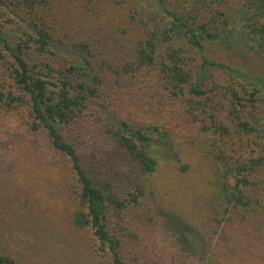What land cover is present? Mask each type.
<instances>
[{
    "label": "trees",
    "instance_id": "16d2710c",
    "mask_svg": "<svg viewBox=\"0 0 264 264\" xmlns=\"http://www.w3.org/2000/svg\"><path fill=\"white\" fill-rule=\"evenodd\" d=\"M205 1L0 0V112L45 139L38 170L0 162V191L20 205L10 211L0 192V264L18 262L16 231L35 235L38 194L91 232L101 264H264V76L204 51L213 42L264 57V0H210L214 27L198 13ZM153 88L170 127L134 115ZM173 104L196 121L189 134ZM175 137L211 167L193 187L208 191L201 211L165 202L152 180L176 164Z\"/></svg>",
    "mask_w": 264,
    "mask_h": 264
},
{
    "label": "rangeland",
    "instance_id": "374dc122",
    "mask_svg": "<svg viewBox=\"0 0 264 264\" xmlns=\"http://www.w3.org/2000/svg\"><path fill=\"white\" fill-rule=\"evenodd\" d=\"M164 2L165 6L170 8L183 4L187 7L186 9H190L194 4V0H164ZM205 2L207 5L202 6L198 13H201L202 18H205V21L214 27L215 15L213 10L215 9V5L210 4V0ZM232 8L231 6L229 13L232 12ZM15 21L13 28L8 32L11 41H15L22 30L21 24L23 19L17 16L15 17ZM204 45L205 54L210 59L236 67L254 77L264 76L263 56L256 55L254 52L242 49L241 47L225 48L213 42L204 43ZM153 90L154 96H151L150 91L146 90L144 99H142L143 103H139L136 106L134 115L144 120V122H157L170 127L174 123L170 122L172 120L171 117L166 116L168 104L161 102L160 93L154 88ZM171 106L175 111V119L179 121L176 128L179 129L180 133L189 134V130H186V127H191V124L196 123V121L182 114L181 109L177 105L173 104ZM21 125L19 119L17 120L11 117V115H4L3 112H0V162L2 160H4L2 164L9 162L12 168L18 166L21 168L20 171L23 172L34 171L33 169L38 170L39 167L35 163L41 159V156L44 159L45 139L43 136H38L37 138H32L31 141L23 133ZM194 127L195 131H197L200 126ZM197 137L204 138L199 133H197ZM29 142H32V144H29ZM174 143V152L178 153V157L174 156L173 159L176 164L188 165L187 171H180L179 166H175V164L161 170L152 177V180L156 185L163 184L161 195L165 202H176L180 206L179 210H181V206L188 207L189 201L195 200L197 203L189 208L194 212L201 211L203 209V200L209 198L208 191L206 189V192L198 191L195 194L193 187L194 185L197 187L198 185L206 184V181L212 177L211 167L205 165L203 160L194 151L187 148L188 145L185 144L184 139L182 141L181 138L175 137ZM24 153H26L27 159L23 160ZM19 158L26 164L18 163ZM18 167L16 168L18 169ZM20 171L17 173L20 174ZM3 186L4 189L0 192L7 198L5 202L6 206L4 207L16 212L17 208H20L17 202L18 199L14 201L9 191L6 190L7 185L3 184ZM45 187L49 188V183H46ZM188 187H190V190H182V188ZM14 189L20 193V187H14ZM52 195L57 196L54 192ZM35 198L37 201L34 203L33 207L35 208L31 212L34 215L31 214V216L38 220L39 226L34 231L35 235L29 240H27L23 231L15 232L20 240L19 244L13 243L12 247L17 250L21 249L18 254L17 264H101L98 262L99 259L94 254L93 247L91 246V232L80 230L74 226L71 217L67 216V206L61 207L57 199L53 198L52 201L46 202L40 197V194L35 195ZM31 205L32 203L28 204V207H31ZM21 236L23 237V241L21 240Z\"/></svg>",
    "mask_w": 264,
    "mask_h": 264
}]
</instances>
